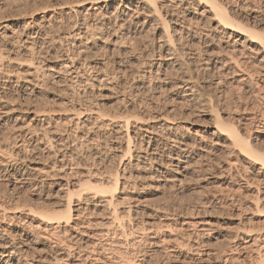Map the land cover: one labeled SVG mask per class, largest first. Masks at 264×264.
<instances>
[{"label": "bare ground", "instance_id": "bare-ground-1", "mask_svg": "<svg viewBox=\"0 0 264 264\" xmlns=\"http://www.w3.org/2000/svg\"><path fill=\"white\" fill-rule=\"evenodd\" d=\"M84 1L90 6L86 8L84 22H80L83 27L75 24L70 32L57 34L56 39L49 35L53 14L48 18L47 14L30 15L28 19L19 15L0 18V177L6 183L4 186L9 185L12 190L18 183L28 182L53 207L51 213L40 214L35 226L26 224L17 211L0 208V220L4 217L7 220L6 224L0 222V264H45L50 258L55 264L63 261L64 264H150L149 256L157 252L185 249L186 245L193 247L187 239L184 243L185 234L189 238L196 235L199 242L196 238L194 247L189 248L190 256L184 255L183 259L197 264H264V227L256 234L243 226L241 230L236 228L228 235L223 250L209 248L211 221L196 220L198 213L194 212L170 213L164 206L146 210L141 206L136 180L132 177L136 176L132 171L137 170L157 185L175 187L193 176L203 179L206 171L215 165L221 170L220 176L230 175L232 169L240 166L247 173L242 175L243 186L237 184V189H248L252 184L260 187L254 193L253 204L264 210V151L256 145L259 136L264 135V124L260 135L246 133L248 128H257L263 122L264 111L225 119L216 110L175 117L169 114L172 109L160 104L158 99L167 91L164 78L177 59L174 42L185 36L184 45H189L194 39L199 43L201 37L217 34L226 38L219 44V51L226 55L221 58L219 52L207 54L204 63L211 69L222 68L227 72L236 71L235 67L241 71L236 78L238 84L246 87L250 95L264 97V75L255 86L254 73H259V69L253 67L247 72L242 69L249 59L264 66V11L247 17L250 27H241L250 35L247 38L232 27L229 18L236 14L227 4L239 0H75L74 3L79 6ZM255 1L264 3V0ZM65 7L54 4L48 9L53 12L59 8L64 12ZM202 27L206 32L199 37L196 32ZM90 30L96 36L91 45L84 41ZM145 34L153 42L158 39V52L136 74L132 69L126 72L128 67L120 63L119 56L125 53L131 40ZM63 42L70 48L53 56L56 59H47L46 55L50 51L58 52L55 46ZM204 45L211 46L208 41ZM96 47L109 55L107 61L106 56L96 58L91 52ZM134 60L141 61L138 55ZM108 63H112L115 72L122 73V79L132 75L133 81L129 92L122 90L116 98L118 104L113 114L102 113L98 103L91 101L85 105L70 101L66 113L61 109L39 110L33 104L43 89L41 76L55 77L59 83L64 80L63 73L78 79L85 69L98 70L99 74ZM96 76L92 82L88 79L89 84L85 81L83 94H93L95 83L107 79ZM114 76L109 77L108 89L122 81ZM182 83L185 88L178 97L185 102L195 100L192 82L183 79ZM101 133L105 147L110 149V158L119 162L107 181L95 169V172L87 169L88 166L86 173L79 171L80 159L75 152L77 147L91 144ZM91 151L89 156L95 154ZM83 186L96 191L81 192ZM98 204L107 215L93 222L86 220L83 211L91 216L89 213ZM136 230L140 233L138 237ZM98 238L108 245L107 251L99 248ZM135 242H142L149 250L136 252ZM247 257L248 261L242 262Z\"/></svg>", "mask_w": 264, "mask_h": 264}, {"label": "rangeland", "instance_id": "rangeland-1", "mask_svg": "<svg viewBox=\"0 0 264 264\" xmlns=\"http://www.w3.org/2000/svg\"><path fill=\"white\" fill-rule=\"evenodd\" d=\"M74 1L75 0H0V18H11V16L19 15L23 16L22 19H28L30 15L41 16L43 14H47L48 18L50 14H53L51 16L52 29L50 30L49 35H54L53 37H55L56 39L57 34L70 32L74 28L75 24V26L79 25V27H83L81 26V23L84 22V14L86 13V8H88L90 4L87 1H84L81 5L78 6V4L76 5ZM54 4H65L66 7L64 8V12H60L59 8H56V10H54L53 12L49 10L48 8ZM227 8L232 9V11H234L233 13L236 14L230 15L229 17L232 23V27L235 26V29L237 28V30L242 31L245 34V37L250 38V35L248 33H245V31L241 27H250L247 24V17H249V14L251 13H259V10L260 12L264 11V3H258L255 0H239L238 2L227 4ZM200 30H196V35L199 37L203 36V34L206 32V28L202 27ZM88 33L86 34L84 41L88 42V44L91 45V43L93 44L96 36H94L95 34L92 33L91 30L88 31ZM139 38L140 39L131 40L129 44L130 48L132 49L129 48L128 44L125 53L122 52V55L119 56L120 63L128 67L126 72H128V69H132L131 71H134V74H136L137 71L140 70L139 68H144L143 65H146L148 59L151 58V55L158 52L156 43L158 39L153 42L149 34H145L144 36L141 35ZM201 38L204 39H201V43H198V40L194 39L189 45H184L186 44L185 42H187L185 36L181 39V41L174 42V46L176 47L174 56L177 59L175 60V62H173V65L168 68L167 75L164 78L166 81L167 91H165V93H163L158 98L160 100V104H166L169 110L172 109L169 114L171 116L174 115L175 117L181 116L182 113H189L191 115L198 116L201 114H209V112L214 113V111L216 110V112L225 119L229 118V116L236 117L244 113L247 114L251 112L264 111V97L253 96L252 94L250 95L246 87L243 88L238 84L236 78L241 71H239L235 67L234 69L236 71L229 70L230 72H227L222 68L211 69L210 65H206L204 63V61H206L205 59L207 58V54H217V52H219L221 58H223L225 52L219 51V47L221 46L219 44H222L226 38L221 34H217L216 36L210 38ZM242 39L245 38L243 37ZM207 41L211 44V46L206 47V45H204L205 43H207ZM66 44L67 43L63 42L62 45H56L55 51L58 52L50 51L49 55H46V58L48 57L47 59H49V57H51L50 59H52L53 56L56 57L57 55H59L58 53L61 54L63 51L67 50V48L69 49V45L66 46ZM128 48L131 52L127 50ZM205 49H207V52H204ZM100 50H102V48L100 49V47H96L92 48L91 52L96 54V58H104L106 55L103 51ZM135 55H138L140 57V62L134 60V57H136ZM108 57L106 56V61L108 60ZM108 62L110 63V61ZM227 62H229V60ZM109 63L107 64L108 67H104L106 68V72L104 68H102L99 71V74H97L98 70L95 72V70L90 69V71L87 68L82 71L81 77H79L78 79L67 76L68 73H63L64 80L59 81V83H56L55 77L45 75L41 76L40 81L43 85V89L41 94H38L33 99V104H35V106L39 110L61 109V111H64V113H66V109L70 107V101H73L75 103L80 102V104L82 105H85L91 101L98 103L101 110H103L102 113L113 114V112L116 111L118 104V102H116V98H119V95H121L124 90L125 93L129 92L130 86L133 81H131L132 75H125V79H122V73L119 74V72L116 71L118 73L116 74L112 63ZM229 66L232 65L229 63ZM242 67L241 68L244 69L245 72L250 71L253 67L259 69V73L256 72L257 75L254 73L253 79L255 86L259 85L261 81L260 79L264 75V66H262L261 63L254 62V59H249L248 63H246V65ZM108 71V75L111 73L109 76L107 75ZM102 73L106 74L107 77H103ZM113 73L116 75L114 77H118L122 81L119 80L117 85H115L111 89H108L106 86H108L109 83L107 82H109L108 80H110L109 77H113ZM96 75L100 76L101 78H107V81L105 80L101 83L93 82V84L95 83L93 94H83L81 92V89L85 85H87L88 79L89 82H92L91 79H93V76ZM68 77H70L69 80ZM183 79H187L188 81L190 80V82H192L191 85L194 88L193 90L195 92V100L185 102L178 97V95L182 93V89L185 88L182 83ZM85 81L87 83H85ZM253 89H255V87H253ZM144 97L149 98L147 94H144ZM227 113L231 115H228ZM226 114L228 115V117ZM203 116L205 117L207 115ZM263 124L264 116L263 122L259 123V126L257 128H248L249 130L247 129L246 133L250 136L260 135L259 132L262 128L261 125ZM259 137L261 138L256 141V145L260 149V151H264V135H260ZM104 142L105 138L101 133L97 138H95L93 142H91V144L82 147L80 146V148L77 147L75 149V152L76 154L78 153L77 155L80 159L81 166L78 167L79 171H82V173H86L85 170L88 166L87 169H91L94 172L96 170L95 173L99 175L100 178L104 177V179H106L107 181V179L109 180V178H111V176L113 175L112 173H114V170L117 168L119 162L117 158H110V149H107V147H105L106 144ZM90 148L92 151L90 150ZM79 150L81 152H79ZM89 151L94 152L95 154L89 156ZM28 163L29 162L27 161V164L25 163L23 168H25ZM236 168L237 169H232L230 175L235 176L231 178V176L227 173H223V175L220 176L219 171L221 172V170L218 166L215 165L211 168V170H208V172L206 171L205 175H208L207 177L205 176L203 177V179H198L197 177L193 178L194 176L192 178L190 177L188 180L186 179V181L182 182L181 185H176L178 187H171L168 185L161 186L160 184L159 186L157 185V182H154L153 180L146 177L147 175H145L143 172H136L137 170L132 171V174L136 176H131L133 177V180H136L135 184L137 186V192L141 197V206L149 211L150 209H154L155 207L164 206L170 213H179L182 215L189 213L191 214L192 212L198 213L196 215L197 217L194 215V218L196 220L206 219L212 222L211 226L213 228H211L209 231V236L212 235L210 237L209 248L221 251L225 248L227 237L231 232L237 229L241 230L245 228L248 230L252 229V232H254L253 234H256L259 229H263L264 227V210L261 211V207H258L257 205L255 207V205L253 204L255 202L254 193H256L257 188L260 187H256L252 184L248 189H237L239 184L243 186L244 180L242 179V175H245L247 172H245L240 166H237ZM135 173H137L139 176H137V174ZM214 174H216L217 176ZM218 176L220 177V179ZM92 183L93 185H95L99 182ZM4 184L6 183L0 177V208L5 209L7 212H9L10 210H12L13 212L17 211V215L20 214L19 216H21L25 220L26 224L28 223L29 225H31L32 223V225L35 226L37 225V223H39L40 214H48L53 211V207L50 202L48 203L47 200H45L41 196L39 197L38 190L31 186L28 182L18 183L17 188L14 190L11 189V186L6 185L8 187L7 188L6 186H4ZM106 185L104 184V186ZM81 190V192L96 191L89 186H83ZM94 210L92 211V213H89L91 214V216L87 215V211H83L86 215L84 213L82 215L88 217V219L86 218V220H90L92 222L93 219L94 221H97L98 219L100 220L101 217L103 218L104 215H107L105 214V210H103L102 206L99 204L95 206ZM4 218L1 219L0 222L6 224L4 222H7V220L6 218ZM242 226L243 228H241ZM137 232L138 231L136 230L135 235L138 237L140 236V233ZM216 236L218 237L216 238ZM182 237L184 243L188 242L190 243V245H193V247L195 244L194 242H197L199 239L198 237H196V235H190L189 238V236H186L185 234ZM193 237L195 240L193 239ZM185 239H187V242ZM180 241L182 240L180 239ZM96 243L103 251L108 247L103 238H98V241ZM134 247L136 248V252L137 250H149V248L142 245V242L140 244L139 242H135L133 248ZM193 247H189V245H186L185 249H175L176 251L171 252H157V254L155 253L154 255L149 256V258H151L148 260V262L150 261V264H197L195 263V261L192 262V260H188V258L183 259L184 255L190 256L188 252L191 249L189 248ZM131 252L134 253L135 251L131 250ZM249 253H251V251ZM245 259H242V262H247L249 257H247V260ZM53 262L54 261L50 258L45 264H55ZM63 262L59 264H64Z\"/></svg>", "mask_w": 264, "mask_h": 264}]
</instances>
